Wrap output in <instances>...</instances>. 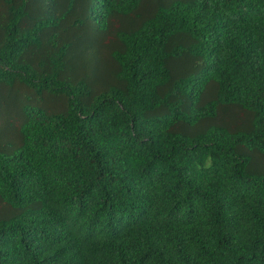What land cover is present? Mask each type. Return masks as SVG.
<instances>
[{
    "label": "trees",
    "instance_id": "trees-1",
    "mask_svg": "<svg viewBox=\"0 0 264 264\" xmlns=\"http://www.w3.org/2000/svg\"><path fill=\"white\" fill-rule=\"evenodd\" d=\"M8 110L0 264H264V0H0Z\"/></svg>",
    "mask_w": 264,
    "mask_h": 264
},
{
    "label": "rangeland",
    "instance_id": "rangeland-1",
    "mask_svg": "<svg viewBox=\"0 0 264 264\" xmlns=\"http://www.w3.org/2000/svg\"><path fill=\"white\" fill-rule=\"evenodd\" d=\"M10 114H11L10 110L6 111L5 113H3L2 118L0 120V132H1L2 140H8V141L14 140L13 129L11 124L14 123L15 116L11 114V116L9 117V122L7 124V118Z\"/></svg>",
    "mask_w": 264,
    "mask_h": 264
}]
</instances>
